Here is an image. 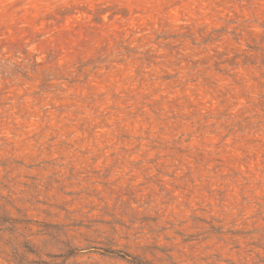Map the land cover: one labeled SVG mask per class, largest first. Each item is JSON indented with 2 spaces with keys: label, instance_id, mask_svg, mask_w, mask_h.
<instances>
[{
  "label": "rangeland",
  "instance_id": "1",
  "mask_svg": "<svg viewBox=\"0 0 264 264\" xmlns=\"http://www.w3.org/2000/svg\"><path fill=\"white\" fill-rule=\"evenodd\" d=\"M0 264H264V0H0Z\"/></svg>",
  "mask_w": 264,
  "mask_h": 264
}]
</instances>
